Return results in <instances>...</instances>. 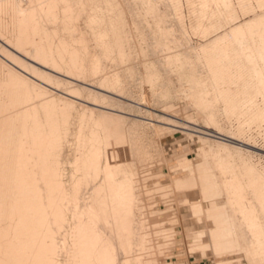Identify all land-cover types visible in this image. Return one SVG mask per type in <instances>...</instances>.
<instances>
[{"label":"bare ground","instance_id":"6f19581e","mask_svg":"<svg viewBox=\"0 0 264 264\" xmlns=\"http://www.w3.org/2000/svg\"><path fill=\"white\" fill-rule=\"evenodd\" d=\"M25 1L0 0V264H162L169 238L143 204L137 172L144 159L127 124L137 116L112 103L135 106L148 129L163 124L165 132L214 144L199 146V164L180 165L188 179L173 186L198 225L183 232L189 253L222 264L240 251L248 264H264V172L240 156L249 146L245 128L264 124V0H187L195 16L209 19L195 29L213 37L198 47L207 77L195 79L201 87L190 103L201 126L152 108L150 88L149 97L132 101L119 75L106 72V60L127 62L131 14H157L158 3L179 0ZM153 76L146 84L155 90ZM79 107L88 113L77 115ZM77 117L78 157L68 175L61 148Z\"/></svg>","mask_w":264,"mask_h":264},{"label":"rangeland","instance_id":"374dc122","mask_svg":"<svg viewBox=\"0 0 264 264\" xmlns=\"http://www.w3.org/2000/svg\"><path fill=\"white\" fill-rule=\"evenodd\" d=\"M22 1L25 2V3L23 2V4L27 3V1L25 0ZM188 3L190 2H188L187 0H179L178 2H172V3L165 1L157 4V8H158L157 14L155 12H153L154 14L152 13L148 14L144 10L141 11V16H134L131 14V16L127 18L129 22H131L132 19H133L132 21L134 22L136 21V23L140 21L139 26L135 25V27L137 28L139 27L137 32H136V28L133 27L134 25L131 26V24L127 21L128 28L126 29L127 32L128 33L131 32V34L127 33V36L129 35L128 36L129 41L124 45V47L125 46L126 47L129 46V47L128 49H126L125 47L123 48V50L126 52V53L124 52L125 55L126 54L129 55L128 59L129 58L131 59L129 60L127 59L125 65L124 62H122V64H119L121 62L118 59H116L117 61L106 60L105 65H106V72H111V73L115 72L116 74L119 75V78L127 85V87H129L130 94L128 95L130 96H126L127 98L135 102L140 101L139 99L141 93L144 96L146 95L147 97H149V93L147 92L150 89H152L151 91H149L150 95L151 92H153L156 95L153 97L154 101L151 102L152 108H155L159 112L176 111L177 115L180 114L179 115L180 118L188 119L190 121H193L194 123L197 122V124L201 126L202 124L199 123L196 118L197 116L195 115L196 114L195 108L194 106L190 105V103H192L191 102L193 97L192 95H194V93L198 94V92L200 91L201 86L198 84L199 80L205 79L207 77L206 70L204 69L205 62L201 53H203V47L205 46V44H207L210 39L212 40L213 37L209 36L208 38H203L200 30H199L200 34H198L199 28L197 30L195 28L198 27L199 25L201 26L202 29L204 27H207L208 24L210 25V23L207 22L209 19L208 17L206 19L198 18L197 16L199 12H197V9L195 11L192 10L193 9V7H191L192 5ZM196 4L198 3L195 2V7L197 8L198 6ZM235 7H237V5H235ZM237 9L238 7L236 8V10ZM239 12H238L239 20L242 22L244 17H242L241 13ZM194 16L197 17L198 19L195 18ZM140 19H142V21ZM196 22H198L199 24ZM158 29H160L161 31L162 29L165 30V33L168 31L167 33L170 34L168 35L169 38L168 36H166L165 38V33L164 34L159 33ZM169 31H171V33ZM134 32L136 33L134 34ZM160 34L163 36H160ZM87 37L89 38L90 36L87 34ZM162 37L163 40L165 41H162ZM167 38L171 40L166 42L168 40ZM153 41H155L156 43ZM157 41H159L158 44ZM170 41H172V43ZM130 42L133 43L130 44ZM160 43L162 44L160 45ZM85 44L89 47V52L92 55L98 56L99 54L98 48L96 49L93 42L86 41ZM201 45L204 46L200 48L201 50H199L198 47ZM166 47H168L169 50ZM172 52L174 55V56L172 55L173 57L171 56ZM195 54L196 56H193ZM130 55L132 56L130 57ZM197 55L199 56L197 57ZM165 58L166 59L173 58V59H171L172 60L171 62L169 59L168 61L165 60ZM182 58L186 60L184 61V59L182 60ZM178 59L179 61H177ZM188 59L190 61H188ZM163 63H166L167 66L169 67L172 66V67L169 68L166 66V64L164 65ZM173 63H176V65ZM183 63L185 65H182ZM126 65L129 66L127 67ZM181 66H183L185 69H183V67ZM190 66L193 68H191ZM177 67L179 69H177ZM187 68L190 69L187 70ZM114 69L115 71H113ZM151 71L155 74H153ZM193 71L195 73L197 72V74H193L192 73ZM149 73H150L149 75L150 78L151 76L154 75L153 78L151 79V82L152 81L153 82L156 81V82L155 83L152 82L151 84H155L154 85L155 90L151 88L150 83L149 84L147 83L148 85L146 84V81L149 82L148 81ZM155 75H157V77L159 75L160 79L158 80L157 78V80H155L156 79ZM199 75L203 77H200ZM195 79L196 80L199 79L197 80L198 82L197 84ZM187 80L191 82H186ZM192 82H194V84H190ZM180 84L183 85L182 86L183 88H181ZM182 90L183 92H181ZM164 94H166L165 96L168 95L169 97H165V96L161 97ZM186 94H188V96L191 95L190 99L189 97L188 99L186 98L185 96ZM175 95H179V96L175 97ZM82 98L84 100L89 99L88 95L86 94L83 95ZM194 100L195 99L193 98L192 101ZM100 102L109 103L108 101H100ZM112 104L116 106V109L137 116L131 118L132 122L134 123L127 122V124L130 130L135 131L133 137L134 140H136V143L141 147L140 151L142 152L144 159L140 165L138 164L139 173L137 172V177H139L138 180L140 179L139 183L141 188L142 199L144 202L143 204L145 205V210L147 211L145 212L148 213L149 216L151 217V218L149 217V219L152 220L153 219L152 217H154L153 220L158 223L157 226H159L161 232H163L162 235L169 238V241L166 243L165 246H163L164 249L162 251V255L160 256L159 258L160 260L158 263L213 264L212 259L199 258V256L189 253L188 249L186 248L184 241L185 240L184 234H183L184 229L186 228V230H194V229L197 230L198 225L195 223L196 222L195 219L190 217V212L188 211L189 209L187 208L188 206L183 205L182 202H180L179 204L180 192L173 189V186H175V188L177 189H180L183 183H185L188 179V173L180 169V165L184 163V161L186 160H189L194 165L199 164L201 162V157L198 156V152H197L199 146L207 149L213 147L214 144L207 141L198 143L197 137L195 136L190 137L183 133L165 132L163 129H161V127L164 126L163 124H158V125L154 124L153 128L149 127L148 129L143 123V121H145L143 118H147V117L142 112L138 111L135 108V106L131 104H126V105H118L116 103H112ZM82 113H88V111L82 107H79L77 109V115H81ZM94 116L95 118H97L98 114L95 113ZM78 117L75 118L74 125L70 126L71 131L67 139L68 142H65L61 148L60 159L62 161V167L67 171L66 174L68 175L71 170V166L78 157L77 155L78 140L76 139V133L81 126L78 121ZM234 120L235 119H232L230 121V126L232 129H236L238 125L236 120L235 121ZM256 124L257 122L254 125H252L253 127L250 126L251 128L250 130L248 129L249 131L247 130V128H245V134L243 139L245 142L249 144V146L241 148L242 151L240 156H242V158L244 156L249 157L250 159L249 158L246 159L251 160L252 162L251 161L250 162L253 163L254 166L258 167L257 168L258 171L263 173L264 172V124L261 123L262 126L259 124V122L258 124L260 126ZM155 126H158V129L157 127L155 128ZM231 153L234 155L232 156V154H230V156H232L235 160L237 157L236 161H238L239 160L238 159L239 156H237L238 154L234 153L233 151ZM262 175L264 176V173ZM189 194L190 193H188L187 195ZM194 196H197V192H194ZM177 199L179 200L178 202ZM149 204L151 205L148 206ZM182 207L184 209H182ZM185 209L187 210L185 211ZM183 210L184 212H182ZM183 215H186L185 217L187 219ZM182 218L184 219L181 220ZM160 242L162 243V241ZM165 247L167 248L169 247V248L167 249ZM241 256H243L242 252L238 251L235 258H232L230 260L233 261V264H240ZM243 264H248V261H246V258L244 256H243Z\"/></svg>","mask_w":264,"mask_h":264},{"label":"snow or ice","instance_id":"6c2138e0","mask_svg":"<svg viewBox=\"0 0 264 264\" xmlns=\"http://www.w3.org/2000/svg\"><path fill=\"white\" fill-rule=\"evenodd\" d=\"M222 264H233V261L230 259H225L224 261H222ZM240 264H243V256H241Z\"/></svg>","mask_w":264,"mask_h":264},{"label":"crops","instance_id":"0c3cea01","mask_svg":"<svg viewBox=\"0 0 264 264\" xmlns=\"http://www.w3.org/2000/svg\"><path fill=\"white\" fill-rule=\"evenodd\" d=\"M191 264H193V263H191Z\"/></svg>","mask_w":264,"mask_h":264}]
</instances>
